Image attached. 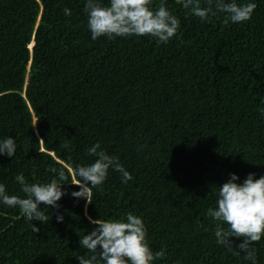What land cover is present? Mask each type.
Returning <instances> with one entry per match:
<instances>
[{
	"label": "trees",
	"instance_id": "trees-1",
	"mask_svg": "<svg viewBox=\"0 0 264 264\" xmlns=\"http://www.w3.org/2000/svg\"><path fill=\"white\" fill-rule=\"evenodd\" d=\"M164 2L181 25L167 43L93 40L86 0H0V140L17 142L15 156H0V184L23 198L18 174L47 183L54 167L67 177L60 208L40 205L51 219L33 220L37 233L0 202V264H79L91 255L80 245L96 227L88 217L129 212L142 217L153 253L166 252L153 264H252L217 243L206 212L231 174L264 176V0H237L257 5L244 23L202 22ZM97 143L132 179L110 169L87 204L72 196L73 170L95 161L87 150ZM231 239L238 250L243 238ZM253 247L264 264V236Z\"/></svg>",
	"mask_w": 264,
	"mask_h": 264
},
{
	"label": "clouds",
	"instance_id": "clouds-1",
	"mask_svg": "<svg viewBox=\"0 0 264 264\" xmlns=\"http://www.w3.org/2000/svg\"><path fill=\"white\" fill-rule=\"evenodd\" d=\"M177 3L191 15L202 22L210 20L217 14H226L225 23H244L251 20L257 8L256 3H238L237 0H207V6L202 7L200 0H177ZM65 15H71V10L63 9ZM84 11L88 16L87 27L92 39L107 37H144L150 36L158 43H167L175 37L180 29L179 18L170 12L164 0L153 9V0H109L104 5L100 0H86ZM33 45V42H32ZM264 113V108L261 109ZM43 141V140H41ZM66 141L62 147L69 148ZM17 152V142L11 136L0 140V156L13 157ZM89 156L96 157L87 166H79L73 170V178L79 179L72 183L80 191L72 193L74 198H84L87 204H92L93 189L104 184L112 169L121 174L124 183L132 179V175L120 163L119 158L110 156L101 148L100 143L87 150ZM58 175L47 183H28L23 174H18L15 180L21 185L25 194L22 198L9 195L4 184H0V202L9 208H19L30 223L40 221L47 223L51 217L41 210L60 208L58 203L64 195L63 186L67 177L63 170L50 168ZM239 177L231 174V178L219 186L215 207L208 208L206 216L214 221L217 243L239 256L245 253L244 259L257 264V252L254 244L264 236V176L255 178L250 173L243 183H237ZM91 185V186H89ZM63 215H57V221L63 222ZM90 223L96 227L80 239V245L90 256L76 257L79 264H153V261L165 257V250L153 253L147 240V229L142 217L131 212L119 220L92 219ZM227 225V227H222ZM32 230L40 229L31 223ZM243 238L238 250L233 247L231 238Z\"/></svg>",
	"mask_w": 264,
	"mask_h": 264
},
{
	"label": "rangeland",
	"instance_id": "rangeland-1",
	"mask_svg": "<svg viewBox=\"0 0 264 264\" xmlns=\"http://www.w3.org/2000/svg\"><path fill=\"white\" fill-rule=\"evenodd\" d=\"M32 45V44H31Z\"/></svg>",
	"mask_w": 264,
	"mask_h": 264
},
{
	"label": "water",
	"instance_id": "water-1",
	"mask_svg": "<svg viewBox=\"0 0 264 264\" xmlns=\"http://www.w3.org/2000/svg\"><path fill=\"white\" fill-rule=\"evenodd\" d=\"M34 43V42H33Z\"/></svg>",
	"mask_w": 264,
	"mask_h": 264
}]
</instances>
